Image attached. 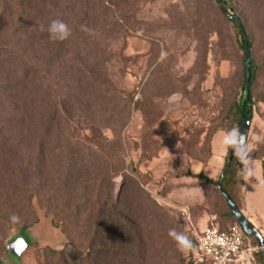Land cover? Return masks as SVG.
<instances>
[{
    "label": "rangeland",
    "instance_id": "1",
    "mask_svg": "<svg viewBox=\"0 0 264 264\" xmlns=\"http://www.w3.org/2000/svg\"><path fill=\"white\" fill-rule=\"evenodd\" d=\"M234 4L241 27L252 36L251 61L258 68L251 86L254 107L247 145L250 166L264 176V0H234ZM2 14L9 18L11 30L18 31L24 55L0 50V61L8 58L12 63L0 64V138L6 139L5 150L0 147V261L12 264L7 243L28 230L34 244L24 253L22 264L91 263L86 251L95 231L96 177L90 182L92 192L73 191V185H66L67 171L47 166L21 184L17 178L11 181L6 166L7 150L21 162L35 158L40 150L47 156L51 151L50 157L59 154L52 148L58 147L68 105L59 109L57 128L47 146L40 148L24 133L32 124V102L38 100L46 114L56 98L54 81L68 87L74 76L97 78L134 94L129 115L122 117L121 107L114 109L76 91L88 116L71 125L72 136L90 149L107 147L113 155L110 169L119 166V158L124 160L128 183L119 201L136 232L130 263L187 264L189 246H178L168 236L170 230L185 237L191 223L197 227L203 220L216 219L224 229L234 223L219 192L193 177L196 167L212 155L213 137L238 128L227 113L246 91L239 29L214 0H67L58 11L44 12L34 28L27 10L6 12L0 0ZM53 20L70 30L60 47L48 37ZM9 37L11 32L0 33V45ZM89 55L97 56L95 63ZM13 63L20 68L19 78ZM121 184L117 178L115 200ZM11 185L38 191L31 203L34 212L28 210L24 194ZM67 192L74 195L72 199L65 196ZM67 203L78 208L79 217L61 225L62 215L55 219L54 209ZM101 237L95 243L99 262L108 256L100 246ZM69 243L66 254L57 253Z\"/></svg>",
    "mask_w": 264,
    "mask_h": 264
},
{
    "label": "trees",
    "instance_id": "2",
    "mask_svg": "<svg viewBox=\"0 0 264 264\" xmlns=\"http://www.w3.org/2000/svg\"><path fill=\"white\" fill-rule=\"evenodd\" d=\"M65 1L67 0H2V4L4 8H6V12L9 9H15V11L27 10L31 19V26L34 28L44 12L47 10H49V12L58 11L60 4ZM71 1L76 3L78 0ZM214 1L216 2L220 11L224 13L239 29V48L242 52V62L245 68L243 72L242 89L245 90L247 89L246 82L248 75V60H252V36L247 30H244L243 27H241V17L235 13L236 6L234 4V0ZM229 10L233 12V14H229ZM8 20L9 18L7 19L5 16H3V14L0 15L1 35L3 36L5 32H11V38H8V42L1 41L3 44L0 45V50H4L3 53H10L11 56H19L22 58L24 55L23 49L20 48L17 42L18 31L16 29L11 30L12 27H9ZM72 31L76 32V30ZM13 39H15L17 43H15ZM6 42L8 44H6ZM61 42L62 41H55L56 46L60 47ZM96 57V55L93 57L89 55L88 60H91V62L95 63L94 60ZM7 59L8 58L2 59L0 64H12L9 62L10 59ZM11 66L14 68V75L16 76L15 78H19L18 73L20 68L16 67L14 63ZM249 69L251 71L253 83L258 68L251 61V66ZM54 82L56 98L54 99L55 102L53 108L51 107L46 112V114H42L40 103L35 99L34 102H32V124L30 127L25 128L24 134L31 140L38 142V144H40V148H42L44 145L47 146L53 136L55 128H57L56 118L60 110L68 105L69 107L66 109L68 111H65L66 117L63 120V124H61V137L58 141V147L56 148L53 146L52 148L55 151L57 150V152L59 151V154H53L50 157V151L48 155L50 157L49 158L46 155V152H42L40 150L35 158L27 160V162H21L20 159L16 158L12 151L7 150L8 156L6 166L7 171L10 173L11 181L12 179L17 178L21 184H23L25 181L27 183L30 178H36L37 173L35 174L34 171H46L47 166H49V169H52L53 171H67L64 175L65 181L67 182L66 185L68 187L73 185V191L80 188L81 191L92 192V190H90L92 188L89 187L90 182L92 176L93 179L96 177L95 182L99 181V185L95 196L97 201H95L93 206V225L95 231L91 244L86 251L87 259L91 262L90 264H132L129 262L131 259L129 251H131V242L134 241L136 235L134 221L132 219H128L127 214L122 211L119 201L123 193V188L128 183L124 160L122 157L119 158V166L115 167L113 170L110 169L109 163L113 158V155L107 153V147L101 151L90 149L84 142L75 139L72 136L71 125L74 119L81 120L88 116V111L84 109L78 101V98L75 94L76 91L82 93L84 96L88 95L89 97H94L96 100L103 101V103L108 102L109 104H112L111 107L114 109L121 107L123 113L121 111V113L118 112V114H123L122 117L129 115V108L132 104V97L134 94L126 93L124 89H114L111 86L109 87L105 81L93 77L79 79L74 76L70 80L71 85L68 87H60L59 83L56 81ZM253 107L254 101L252 96H250L249 102L245 98H241L235 105L230 107L227 113V118L230 119L231 122L236 123L237 127L240 128L242 124V116L251 117V119L253 118ZM114 112L115 110L110 111L112 115ZM7 133V138H10L12 131H7ZM5 140L6 139H4V137L0 138V147L3 150H5L6 146ZM100 168L103 169V171H99ZM240 168L241 165H239L238 161L235 160L232 154V149L228 148V153L225 158V164L222 169V173L217 180H212L203 174H196L193 176L198 180L199 183L207 184L217 190L224 200V204L228 209V216L234 219V223L228 228L224 229L221 227L220 223L216 221L217 227L223 232L228 231L233 225H237V222L217 185L220 183L221 189L229 195L237 208L242 211L244 197L242 192L243 179L238 174ZM14 171H16V173ZM75 175L76 177H74ZM117 178L121 179L122 184L119 190L118 198L115 200V181ZM94 185L95 183L93 184V187ZM11 186L12 189L18 188L20 193L24 194L25 200L29 205L28 210L34 212V208L31 203L34 196H38V191L36 189H32L29 186L26 189H23L22 186ZM72 195L73 194L68 192L67 195L65 194L68 199H72L74 196ZM54 211H56L57 214L55 215V219H58V215H62V219H60L61 225H64L71 219H76L79 217L78 208L71 207L69 203L62 205V207H55ZM98 236H102L100 246L103 247V252L108 254V256L105 257V260L100 262L95 257V243ZM185 237L190 241L187 264H192L189 261V254L196 244L192 230L188 231ZM248 242L252 247H257V244L254 240L248 239ZM70 244L72 243L67 244L63 251H59L57 253L60 255L66 254L67 247ZM0 263H2V261H0ZM253 264H264V248L260 250L258 249L255 252Z\"/></svg>",
    "mask_w": 264,
    "mask_h": 264
},
{
    "label": "built area",
    "instance_id": "3",
    "mask_svg": "<svg viewBox=\"0 0 264 264\" xmlns=\"http://www.w3.org/2000/svg\"><path fill=\"white\" fill-rule=\"evenodd\" d=\"M191 230L196 242L189 254L192 264H253L258 248L250 245L238 224L223 232L216 219H209L204 229L191 223Z\"/></svg>",
    "mask_w": 264,
    "mask_h": 264
},
{
    "label": "crops",
    "instance_id": "4",
    "mask_svg": "<svg viewBox=\"0 0 264 264\" xmlns=\"http://www.w3.org/2000/svg\"><path fill=\"white\" fill-rule=\"evenodd\" d=\"M218 132L212 140V155L207 163L196 167V174H203L206 177L217 180L225 164V158L228 149H224L221 145V134ZM254 175L248 180L243 179L242 192L244 197V205L242 213L246 218L258 229L264 239V176L263 171L255 169ZM208 219L197 224L198 229H204L207 226Z\"/></svg>",
    "mask_w": 264,
    "mask_h": 264
},
{
    "label": "water",
    "instance_id": "5",
    "mask_svg": "<svg viewBox=\"0 0 264 264\" xmlns=\"http://www.w3.org/2000/svg\"><path fill=\"white\" fill-rule=\"evenodd\" d=\"M251 61L248 60V70H247V89L245 91V99L249 102L251 96V86H252V77L250 71ZM251 117L242 116V124L239 128L241 134L246 136V143L248 138V133L251 125ZM239 164V162H238ZM240 165V164H239ZM218 189L221 191L224 199L229 206L237 224L241 227L245 235L254 240L257 244V248H264V239L258 231V229L246 218V216L240 211L237 206L233 203L228 194H226L220 186V183L217 185ZM34 244V239L28 230H22L19 232L13 239H11L6 246L7 257L13 260L12 264H22V258L24 253ZM1 264H6L2 262Z\"/></svg>",
    "mask_w": 264,
    "mask_h": 264
},
{
    "label": "clouds",
    "instance_id": "6",
    "mask_svg": "<svg viewBox=\"0 0 264 264\" xmlns=\"http://www.w3.org/2000/svg\"><path fill=\"white\" fill-rule=\"evenodd\" d=\"M47 32L50 41H62L70 35V30L67 25L59 20L51 21L48 25ZM221 145L225 150L228 148L232 149L235 160L241 165L238 174L242 179L248 180L254 175V171L250 166L251 157L246 143V136L241 134L238 128H232L231 130L223 132L221 134ZM10 219L15 222L17 218L12 216ZM168 236L173 238L178 246H190L187 238L177 234L174 230H170Z\"/></svg>",
    "mask_w": 264,
    "mask_h": 264
}]
</instances>
